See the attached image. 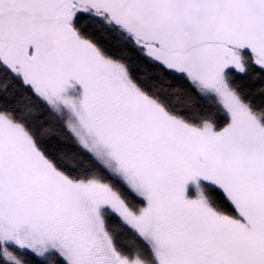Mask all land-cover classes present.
Returning a JSON list of instances; mask_svg holds the SVG:
<instances>
[{"label": "snow or ice", "instance_id": "6c2138e0", "mask_svg": "<svg viewBox=\"0 0 264 264\" xmlns=\"http://www.w3.org/2000/svg\"><path fill=\"white\" fill-rule=\"evenodd\" d=\"M0 264H264V0H0Z\"/></svg>", "mask_w": 264, "mask_h": 264}, {"label": "trees", "instance_id": "16d2710c", "mask_svg": "<svg viewBox=\"0 0 264 264\" xmlns=\"http://www.w3.org/2000/svg\"><path fill=\"white\" fill-rule=\"evenodd\" d=\"M103 27L104 26H102V28ZM124 39L125 37H123L122 35L116 36L112 34L110 41H106L103 38H100L99 42L102 45H106V48L111 55L128 61L132 74L135 77L139 75L140 69L137 67V65L143 60V57H141L139 53L135 51V49L127 44V42L123 41ZM141 83L145 87H149L147 81H142ZM203 102L204 101L201 98V103ZM82 155L84 156V162L91 163L92 167H100V165L97 164V162L93 160L88 153L83 152ZM87 170L90 169H86V171ZM114 230L122 233V239L126 244H128L134 250H138V242L135 235H133L131 232L125 231L119 225L114 226Z\"/></svg>", "mask_w": 264, "mask_h": 264}, {"label": "rangeland", "instance_id": "374dc122", "mask_svg": "<svg viewBox=\"0 0 264 264\" xmlns=\"http://www.w3.org/2000/svg\"><path fill=\"white\" fill-rule=\"evenodd\" d=\"M64 115H65V118H66V119H68V118H69V117L67 116V114H66V113H65ZM105 159H106V157H105Z\"/></svg>", "mask_w": 264, "mask_h": 264}]
</instances>
